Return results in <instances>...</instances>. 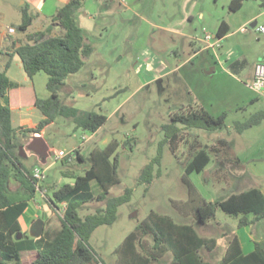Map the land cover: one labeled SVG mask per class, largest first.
I'll list each match as a JSON object with an SVG mask.
<instances>
[{
	"label": "rangeland",
	"instance_id": "rangeland-1",
	"mask_svg": "<svg viewBox=\"0 0 264 264\" xmlns=\"http://www.w3.org/2000/svg\"><path fill=\"white\" fill-rule=\"evenodd\" d=\"M230 1L83 0L76 22L92 53L84 59L79 72L68 76L58 95L62 104L79 111L96 112L107 120L99 130L91 133L76 128L70 119L57 117L41 134L17 136L20 160L25 169L44 170L45 180L39 185L48 198H52L53 190L74 183L64 173L84 174L90 167L93 148H103L114 139L120 143L117 156L121 182L109 190L107 199L122 196L126 189L131 194L128 201L117 208L115 221L98 227L88 240L104 264H115L113 250L150 212L169 216L178 224L193 222V217L180 215L171 204L173 199H187L182 176L192 141H198L207 151L215 145L220 148L217 145L220 139L229 143V149L222 148L218 157L209 152L212 166L189 177L207 201H223L233 193L257 186L256 179L264 176V123L242 135L235 130L236 123L264 112V97L245 88L248 78L244 74L237 75L238 81L229 74L234 70L232 62L237 60L245 62L246 73L257 63H264V3L248 0L239 11L231 12ZM0 5L17 9L13 11L19 10L21 14L22 6L11 8L2 0ZM187 15L193 19L188 20ZM20 20L13 12L6 14L3 21L15 24ZM221 22L228 25L229 31L224 40L211 38L209 41L216 44L213 52L221 65L211 78L204 69L206 61L213 63L212 50L204 51L187 64L184 61L207 45L205 36H215ZM253 22H256L255 27H251ZM260 27H263L262 32L257 31ZM7 63L12 83L33 85L39 98H49L46 74L40 73L31 81L24 74L18 57L7 56L0 50V72ZM201 100L222 104L227 111L226 127L216 131L184 130V140L173 152L169 143L164 142L163 126L171 124L174 114L195 108ZM41 119L42 114L35 108L12 112V126L16 130L35 125ZM76 152L81 155L82 162L77 160ZM157 156L159 164L153 167L151 182L139 183L141 171ZM215 158H227L229 163L215 171ZM19 186L10 183V192L15 193ZM89 189L93 196L100 193L94 182ZM37 199L44 206L43 212L51 216L49 205L39 195ZM105 205L106 201L88 202L79 208V216L95 213ZM216 220L226 231L233 223L232 217L220 210ZM51 224L59 225L57 214L48 222ZM222 234L217 229L214 235L220 246L226 242ZM253 235L258 240L264 238V220L256 223ZM202 254L207 259L208 254L205 251ZM221 255L220 250L215 251L210 253L208 260L219 262ZM171 261L172 254L168 252L154 264Z\"/></svg>",
	"mask_w": 264,
	"mask_h": 264
},
{
	"label": "trees",
	"instance_id": "trees-1",
	"mask_svg": "<svg viewBox=\"0 0 264 264\" xmlns=\"http://www.w3.org/2000/svg\"><path fill=\"white\" fill-rule=\"evenodd\" d=\"M245 1L248 0H231L229 10L239 11ZM82 7L83 0H69L57 10L50 19L51 25L58 24L61 28V33L56 36H51V25L43 31L27 34L34 20L27 3L21 7L20 24L14 27L16 33L25 34V37L13 54L18 57L24 74L31 81L40 73L47 75L46 89L50 96L41 99L33 86H19L12 83L4 73L0 76V264H23L20 255L25 248L16 239L19 234H23L19 218L34 199L36 191H45L21 163L17 136L41 134L57 117L70 119L76 128L91 133L99 130L107 120L96 112L79 111L62 104L58 95L68 76L79 72L84 59L92 53V48L86 44L76 22V14ZM228 31V25L221 22L214 37L220 40ZM5 95L9 96V106L1 103ZM12 108H35L42 114V119L35 127L16 130L11 122ZM226 119V114L213 117L205 108L197 105L171 117V124L162 128L164 142L169 143L175 152L179 142L184 140V130H220L226 127ZM263 120L264 112H259L242 123H236L235 130L242 134ZM119 145L114 139L103 148H93L90 167L83 175L63 174L70 176L74 183L53 190L52 198H49L55 209L63 203L66 205L63 216L58 217L59 230L51 241H36L33 248L36 256L26 264H104L91 249L88 240L98 227L115 221L117 208L127 202L131 194L126 189L122 196L107 199L109 190L121 182L117 156ZM217 145L220 148L215 145L207 151L196 140L189 144V158L182 176L188 196L184 201L171 200L179 214L193 217V222L178 224L169 216L150 212L113 250L116 255L115 264H154L168 252L172 254L169 264H213L205 261L202 251H213L217 241L201 236L195 224L204 225L215 220L218 210L237 218L238 228L264 220V196L258 188L231 194L219 202L205 200L191 183L190 175L202 173L210 163L209 152L218 157L222 148L229 149V143L224 139L218 140ZM75 156L78 161H83L79 152ZM155 164H159L158 156L141 171L139 183L151 182ZM10 179L20 183L24 189L23 196L10 194ZM92 182L100 188L97 196L90 192L89 185ZM91 201H106V205L95 213L80 217L79 208ZM215 264H264V246L256 243L254 251L244 254L236 236H232L224 248L221 260Z\"/></svg>",
	"mask_w": 264,
	"mask_h": 264
},
{
	"label": "crops",
	"instance_id": "crops-1",
	"mask_svg": "<svg viewBox=\"0 0 264 264\" xmlns=\"http://www.w3.org/2000/svg\"><path fill=\"white\" fill-rule=\"evenodd\" d=\"M68 1L69 0H51V1L50 0H27V1H24V4L27 3L29 5L30 11L32 12V14L34 16V20L32 22V25L27 30V34H34V33H37V32L45 30L46 27H49L51 25V22H50L51 17L57 12V10L60 7H62ZM261 1L264 3V0H261ZM262 5L264 6V4H262ZM8 6H11V8L15 7V6L12 7V5H10V4H8ZM0 9H2V10H0V17H1V21H0V50L4 51V54L7 55V56H16V55L13 54V52H14V50L17 47H19L20 43L24 40L25 34H18L16 32L14 34H10V33H8L7 29L8 28H13L14 29L15 26L20 24L21 20L18 23H15V24H12L11 22H10V24H5V22L3 20H4V16L6 14L10 15L13 12L14 13L16 12L18 19H21L20 18L21 17L20 11L19 10L18 11H13V10H17V9H9L7 7H2V5H0ZM199 17L203 18V15L200 14ZM187 19L188 20L193 19V16L187 15ZM251 24H255L256 25V22H253ZM50 27H51V36H56V35H59L61 33V28L59 27L58 24H52ZM182 35H184L186 37H190L189 35H186V34H182ZM227 35L224 36L220 40H224L227 37ZM213 38H215V37L213 36ZM220 40H218V41H220ZM213 44H215V43L207 42V45L203 49L198 50L194 54H192L188 59H186L184 61V64H187L191 60L198 58V56L201 53H203L204 51L212 50V55L214 56L215 52H213V51H214V47L215 46L212 47ZM216 59H217L216 57L213 59V63H211L210 61H206V63H205V69H204L205 73L210 75L211 78L214 77L217 74V66H221L220 65V61L218 59L217 60ZM231 68L234 69V70H232V72L229 73L232 79L238 81V79L236 78L237 75L244 74L248 78V80H247L248 84L244 85L245 88L248 91L253 92V93L257 94V95H263V94H259V93L255 92L252 89V87H251V82H252V79H253L254 68H252L251 70L248 71V73H246L245 62L244 61H238V60L232 62ZM9 72H10V66H9V63H7V65L4 66L3 71L0 72V76H1V74L4 73L8 77V79L10 80V78L8 76ZM16 85H18V84H16ZM19 86H23V84H21V85L19 84ZM25 86H33V85H25ZM263 97H264V95H263ZM1 103L4 106H9L10 105L9 96L5 95L3 98H1ZM200 106L205 108L207 110V112L210 115H212L213 117H217V116H219L221 114H226L227 115V111L225 109H223L221 103L216 105V104H213L212 102L208 103V102H205V100H201ZM24 109L30 110L32 108H12V110H11V122H12V112L13 111H18V110L21 111V110H24ZM263 123H264V120L258 126H261ZM36 125L37 124L32 125L30 127H26V128L35 127ZM242 134H240V135H242ZM236 161L239 163L238 159H236ZM212 162L213 161H212V158H211V161L207 165V167L209 165H211ZM214 162H215V165H214L215 166V169H214L215 171L222 170L223 166L229 163L227 158H224V159L215 158ZM256 181H257L256 182L257 186L249 187L246 190H249L251 188H258L261 191L262 195L264 196V176H262V178H260V180L256 179ZM10 183H14V184H19L20 185V183H18L14 179H10L8 185H10ZM246 190H244V191H246ZM244 191H240L239 193L244 192ZM10 194L14 195V196H17V197H21V196L24 195V189L20 185L18 190L15 193L10 192ZM233 194H238V193H233ZM38 195H39L40 199L42 201L46 202L49 205V207L51 208V216H48V214L43 212L44 206L37 199ZM42 216H44L43 225H42L41 231L39 232L35 228V224H36V221L38 219L42 218ZM216 216H217V213H216ZM52 218H56V209L51 206L49 198L45 197V195H44V191L41 192V191L37 190L36 193H35L34 199L31 202L28 203L27 208L25 209V211L23 212V214L19 218V224H20V227H21V230H22L23 234H19L16 239H17V241H21L22 244L24 245V248H25V250L22 251L21 255H20V260H21V262L23 264L30 263V262H32L34 260V258L36 256V252H35V250H33V248L35 247L36 240L41 239V238H44V239L45 238H53L55 236L56 232L59 230L60 224L56 225V226L53 225V224L48 225V222L50 220H52ZM232 219H233L232 226L230 225L227 228V230L230 228L229 231H226L225 229H223L222 228L223 225L222 224L219 225V223L217 222L216 218H215V220H213L211 222H208V223H206L204 225L195 224V227H196L198 233L201 236H205V237H208V238H214L217 241V246H216V248L213 251H210V252L209 251H205L208 254L207 259H205L203 257L205 259V261L209 262L210 253H213V252L219 251V250L222 253V255H221V257H222L223 256V252H224V248L227 245L228 240L232 236H236V238L239 241L240 247H241V249H242L244 254H248V253H251L252 251H254L256 243H260V244H262L264 246V238L261 239V240H258L253 235V229L256 226V223L254 225H249V226H246V227L238 228V219L237 218H233V217H232ZM257 223H259V222H257ZM212 224H214V225H212ZM217 229H220L223 232L222 235L226 237V242H225V244L223 246H220L218 244V240L216 239V237H214L215 233H217ZM209 230H213V232L211 234H209L208 233ZM202 253H203V251H202ZM202 256H203V254H202ZM209 263H211V262H209ZM215 263H218V262H215ZM215 263H213V264H215Z\"/></svg>",
	"mask_w": 264,
	"mask_h": 264
},
{
	"label": "built area",
	"instance_id": "built-area-1",
	"mask_svg": "<svg viewBox=\"0 0 264 264\" xmlns=\"http://www.w3.org/2000/svg\"><path fill=\"white\" fill-rule=\"evenodd\" d=\"M7 31L10 34L15 33V30L13 28H8ZM257 31L262 32L263 27L257 28ZM211 38L213 37L207 34L205 36V41L209 42ZM214 46H216V44H213L212 47ZM251 87L255 92L264 95V63L263 62L257 63L254 67ZM31 176L33 177L34 180L37 181L38 185L40 182H43L45 180L44 170L38 167L32 169ZM65 209H66V205L64 203L59 205L58 208H56V214L58 215V217L63 216ZM94 264H101V263H94Z\"/></svg>",
	"mask_w": 264,
	"mask_h": 264
},
{
	"label": "water",
	"instance_id": "water-1",
	"mask_svg": "<svg viewBox=\"0 0 264 264\" xmlns=\"http://www.w3.org/2000/svg\"><path fill=\"white\" fill-rule=\"evenodd\" d=\"M5 3H8L12 6H23L24 5V1L21 0H2ZM251 27H255V24H251ZM21 150V149H20ZM43 218L44 216H42V218L38 219L36 221L35 224V228L40 232L42 229V225H43Z\"/></svg>",
	"mask_w": 264,
	"mask_h": 264
}]
</instances>
